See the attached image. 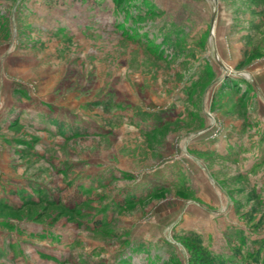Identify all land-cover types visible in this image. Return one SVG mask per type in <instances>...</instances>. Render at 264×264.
I'll return each instance as SVG.
<instances>
[{
    "label": "rangeland",
    "instance_id": "rangeland-1",
    "mask_svg": "<svg viewBox=\"0 0 264 264\" xmlns=\"http://www.w3.org/2000/svg\"><path fill=\"white\" fill-rule=\"evenodd\" d=\"M194 238L264 264V0H0V264Z\"/></svg>",
    "mask_w": 264,
    "mask_h": 264
},
{
    "label": "trees",
    "instance_id": "trees-1",
    "mask_svg": "<svg viewBox=\"0 0 264 264\" xmlns=\"http://www.w3.org/2000/svg\"><path fill=\"white\" fill-rule=\"evenodd\" d=\"M188 245L187 264H219L217 257L206 247L202 246L196 238L189 239Z\"/></svg>",
    "mask_w": 264,
    "mask_h": 264
},
{
    "label": "crops",
    "instance_id": "crops-1",
    "mask_svg": "<svg viewBox=\"0 0 264 264\" xmlns=\"http://www.w3.org/2000/svg\"><path fill=\"white\" fill-rule=\"evenodd\" d=\"M219 146H222V143L221 142L219 143ZM220 148H223V147H220Z\"/></svg>",
    "mask_w": 264,
    "mask_h": 264
}]
</instances>
